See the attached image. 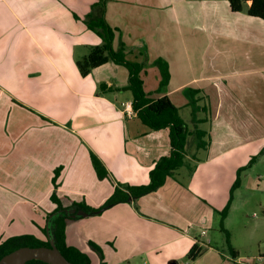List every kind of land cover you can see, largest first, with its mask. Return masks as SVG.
<instances>
[{"label": "crops", "instance_id": "0c3cea01", "mask_svg": "<svg viewBox=\"0 0 264 264\" xmlns=\"http://www.w3.org/2000/svg\"><path fill=\"white\" fill-rule=\"evenodd\" d=\"M97 1L0 0V198L7 209L0 234L7 238L44 240L53 192L64 208L97 209L115 187L148 184L155 162L170 153L168 129L124 116L132 96L120 90L128 83L121 66L109 62L87 76L76 66L101 44L83 23ZM105 20L114 49L122 42L128 59L144 62L145 76L146 69L159 73L157 59L167 63V85L149 97L167 96L180 114L198 91L204 109L194 115L190 108L184 166L151 193L66 220V244L91 264H199L202 251L189 260L190 249L203 250L237 171L264 151V20L232 12L227 0H107ZM194 130L205 131L206 148H198Z\"/></svg>", "mask_w": 264, "mask_h": 264}, {"label": "trees", "instance_id": "16d2710c", "mask_svg": "<svg viewBox=\"0 0 264 264\" xmlns=\"http://www.w3.org/2000/svg\"><path fill=\"white\" fill-rule=\"evenodd\" d=\"M107 0H98L91 6L90 12L83 19L86 27L96 34L101 44L93 47L90 52L76 61V66L82 76H87L90 72L106 63H113L121 66L127 70L128 83L123 87L122 91H129L132 96L131 106L136 113V117L140 122L152 131H159L168 129V138L170 153L167 156L159 158L154 167L149 172V183L141 186H121L115 187L113 194L97 209H92L83 204H72V206L62 207L55 192L52 193L50 199L56 204V209L50 213L46 218L45 227L41 229L45 240L36 238L33 235H19L7 238L0 243V259L8 253L20 247H50V242L57 247L60 253L73 264H91L89 257L79 251L78 249L68 246L65 241V221L73 219L69 216L67 211L70 209L83 210L88 215L100 214L104 210L119 204L128 202L131 199L139 198L143 195L151 193L160 188L168 177L173 175V172L185 165L186 145L188 137L191 136V131L187 123L179 114V110L173 105L167 96L158 98L149 97L143 90V74L144 62L130 60L127 58V48L120 42L118 47L114 49V29L109 26L105 20V6ZM230 10L234 13L245 12L247 15L264 20V0H227ZM155 66L160 73V88L167 85L169 80V72L167 63L161 59H157ZM104 85H102L103 87ZM159 91V90H158ZM198 91L190 93L189 106L192 113L195 115L201 109L197 104L199 99L195 98ZM194 136L198 140V148L204 149L207 142L204 140L205 131L194 130ZM255 156L252 157L248 163L249 167L255 161ZM92 166L99 178H106L108 176L107 170L102 163L91 154ZM242 167L237 171V177L230 191V200L226 207L221 211L215 213L221 216V221L226 217L233 191L238 188L240 181V173L246 168ZM60 169H56L52 179L53 186L57 188V178ZM81 218V217H77ZM75 218V219H77ZM228 239V237H227ZM89 246L102 258V251L99 246L89 242ZM202 249L197 244L190 249L187 259L194 260L199 256ZM231 256L235 260L237 254L231 249ZM26 264H47L43 261L33 259Z\"/></svg>", "mask_w": 264, "mask_h": 264}, {"label": "rangeland", "instance_id": "374dc122", "mask_svg": "<svg viewBox=\"0 0 264 264\" xmlns=\"http://www.w3.org/2000/svg\"><path fill=\"white\" fill-rule=\"evenodd\" d=\"M120 70L123 74L127 73L123 67H120ZM154 70L146 69L147 76H143V90L150 95L161 93L162 88L159 73ZM180 115L191 131L193 124L190 122V108L180 109ZM206 142L208 144V138ZM187 150H191L190 145ZM199 155H202V151ZM255 157L252 165H245L247 168L240 173L239 186L233 191L226 217L221 221V216L214 214L212 228L207 237L209 241H204L206 246H202L199 264H264V151ZM182 169L186 172L185 168ZM2 194L3 191H0V197ZM2 203L0 198L1 214L7 210ZM3 234L5 235L0 234L1 238H7L6 233ZM43 239L45 240V237ZM208 246L214 251L204 250L208 249ZM231 249L237 254L235 260L231 256Z\"/></svg>", "mask_w": 264, "mask_h": 264}, {"label": "water", "instance_id": "95a60500", "mask_svg": "<svg viewBox=\"0 0 264 264\" xmlns=\"http://www.w3.org/2000/svg\"><path fill=\"white\" fill-rule=\"evenodd\" d=\"M71 218L83 217L86 214L83 210L70 209L67 211ZM37 259L47 264H73L69 262L50 242V247H20L0 259V264H26L28 261Z\"/></svg>", "mask_w": 264, "mask_h": 264}, {"label": "built area", "instance_id": "2783aa9c", "mask_svg": "<svg viewBox=\"0 0 264 264\" xmlns=\"http://www.w3.org/2000/svg\"><path fill=\"white\" fill-rule=\"evenodd\" d=\"M123 108V114L127 118H132L136 116L135 111L132 109L131 102L125 103ZM205 234V231H202V235Z\"/></svg>", "mask_w": 264, "mask_h": 264}]
</instances>
